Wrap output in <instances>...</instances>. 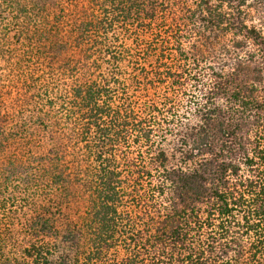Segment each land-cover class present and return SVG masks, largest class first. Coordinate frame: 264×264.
I'll use <instances>...</instances> for the list:
<instances>
[{
  "label": "trees",
  "instance_id": "obj_1",
  "mask_svg": "<svg viewBox=\"0 0 264 264\" xmlns=\"http://www.w3.org/2000/svg\"><path fill=\"white\" fill-rule=\"evenodd\" d=\"M0 264H264V0H0Z\"/></svg>",
  "mask_w": 264,
  "mask_h": 264
}]
</instances>
